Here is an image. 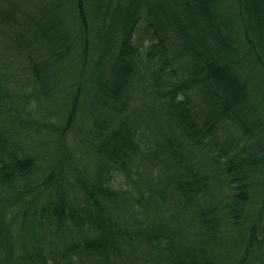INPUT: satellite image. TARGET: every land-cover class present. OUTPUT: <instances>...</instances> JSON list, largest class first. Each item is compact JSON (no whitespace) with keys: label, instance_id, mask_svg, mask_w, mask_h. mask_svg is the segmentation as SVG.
<instances>
[{"label":"trees","instance_id":"obj_1","mask_svg":"<svg viewBox=\"0 0 264 264\" xmlns=\"http://www.w3.org/2000/svg\"><path fill=\"white\" fill-rule=\"evenodd\" d=\"M0 36V264H264V0H0Z\"/></svg>","mask_w":264,"mask_h":264},{"label":"rangeland","instance_id":"obj_2","mask_svg":"<svg viewBox=\"0 0 264 264\" xmlns=\"http://www.w3.org/2000/svg\"><path fill=\"white\" fill-rule=\"evenodd\" d=\"M142 35L140 33V31L136 32L135 33V36H140L141 37V40L139 39L137 41L138 44H140V54H141V57H142V60H143V64L148 67L146 65V58H144V49L146 47V44H147V41H144L142 42ZM6 45H7V40L6 38H4L3 36H0V71L2 73H6L7 75H16L17 77H24V78H27V75H28V79L30 80V75H29V72L27 70L24 69V67H21L19 65H21V60H19L18 64H17V60L16 59H13L11 56V53H8L7 50H6ZM148 64V63H147ZM143 65V67L141 68L142 72L144 75L141 76V78H138V81H137V84H136V87L134 89V97L138 100V104L139 103H143L145 102L146 105H150V104H153V102H151L148 98L144 97V92L145 91V88H144V85L147 83V79L148 78V74H149V71H150V68L148 67V70H146V67ZM20 67V69H19ZM88 74V71L86 72ZM86 75V78L88 77ZM85 78V80H86ZM75 87V86H74ZM31 89H34L35 88H31ZM71 89H75V88H70L69 90ZM30 90V89H29ZM68 90V91H69ZM36 91L38 92V89H37V86H36ZM81 109V108H80ZM83 112V110H81V113ZM84 115H81L80 114V121H82V117ZM55 117L54 115H48L47 116V122L49 124V121H54L55 120ZM15 127L17 130H15V132H17V135L19 137V131L21 132H24L23 130H21V128L18 126V124L16 123L15 124ZM30 133L34 134L33 130L30 129ZM236 135V134H235ZM224 136V134H223ZM55 137V134L51 136V139H50V142H49V150H47L44 155H46L47 157L49 158H53L51 160V164L50 166H48L47 170H50L52 169V171L55 172V174H57L58 176L54 179V182H57L58 181V178L60 179V182H65L66 183V180H67V177H69V173L66 174L64 173V169H66L65 167V161L67 160L66 163H71V166L72 167H75L76 165L80 168H86L88 164L91 163V156L89 154V147H81L79 146V142H77V140H71L70 143L72 145V148L69 149L68 151H63L62 149H60L58 146V141L54 139ZM225 137V136H224ZM232 137V136H231ZM226 138V137H225ZM38 142H33V143H27L25 146L26 148L34 153L35 151V147L37 146ZM54 157H56V162L54 163ZM48 158V159H49ZM147 162V160H145ZM149 164H150V161H149ZM148 163H145V166L144 168L145 169H140L139 171V174H140V177L141 180H143V182H152V175L149 176L147 175L148 171L150 172V169H151V166L149 165ZM159 166H161L159 164ZM162 167V166H161ZM61 175V176H60ZM133 177H137V174L136 173H133L132 174ZM53 182V183H54ZM114 187H117L118 189L121 190V198H120V203H119V207L124 209L126 207L125 205V202H126V198L127 195L126 192L128 190H130L132 193L133 192V183L131 180H127L124 176L122 175H117L114 182L112 183ZM55 186V183L54 185ZM129 194V191L127 192ZM67 194L69 196L70 199L74 198L75 195L70 191V190H67ZM125 205V206H124ZM131 203L129 204V207L132 211H136L138 208L140 209V207L138 205H135V206H130ZM119 213L120 215H123L121 213V211L119 210ZM150 218V217H149Z\"/></svg>","mask_w":264,"mask_h":264}]
</instances>
